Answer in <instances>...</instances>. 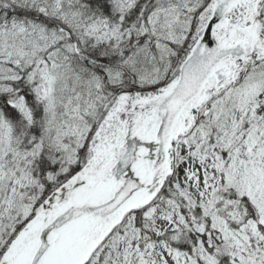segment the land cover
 I'll return each mask as SVG.
<instances>
[{
  "label": "snow or ice",
  "instance_id": "6c2138e0",
  "mask_svg": "<svg viewBox=\"0 0 264 264\" xmlns=\"http://www.w3.org/2000/svg\"><path fill=\"white\" fill-rule=\"evenodd\" d=\"M0 264H264V0H0Z\"/></svg>",
  "mask_w": 264,
  "mask_h": 264
}]
</instances>
